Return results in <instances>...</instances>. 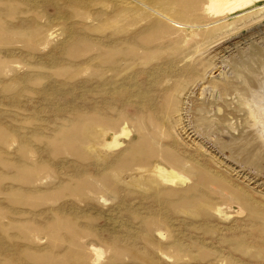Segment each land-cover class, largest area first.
<instances>
[{
	"label": "rangeland",
	"instance_id": "obj_1",
	"mask_svg": "<svg viewBox=\"0 0 264 264\" xmlns=\"http://www.w3.org/2000/svg\"><path fill=\"white\" fill-rule=\"evenodd\" d=\"M228 15L0 0V264H264V1Z\"/></svg>",
	"mask_w": 264,
	"mask_h": 264
},
{
	"label": "bare ground",
	"instance_id": "obj_2",
	"mask_svg": "<svg viewBox=\"0 0 264 264\" xmlns=\"http://www.w3.org/2000/svg\"><path fill=\"white\" fill-rule=\"evenodd\" d=\"M263 1L264 0H210V5L213 13L215 15H222L223 19L229 16L228 13H231L240 7L250 4H254V7H256V3ZM232 15H236V13H233ZM217 21L218 20L214 21L213 24L217 23ZM167 178L172 184H178L179 181H182V178L174 172L167 173Z\"/></svg>",
	"mask_w": 264,
	"mask_h": 264
}]
</instances>
